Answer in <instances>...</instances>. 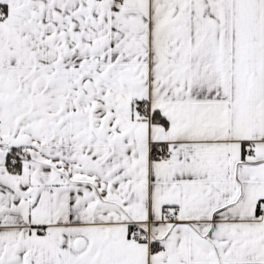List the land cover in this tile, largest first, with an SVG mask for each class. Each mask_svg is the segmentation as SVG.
Instances as JSON below:
<instances>
[{"label": "snow or ice", "instance_id": "snow-or-ice-1", "mask_svg": "<svg viewBox=\"0 0 264 264\" xmlns=\"http://www.w3.org/2000/svg\"><path fill=\"white\" fill-rule=\"evenodd\" d=\"M0 264H264V0H0Z\"/></svg>", "mask_w": 264, "mask_h": 264}]
</instances>
